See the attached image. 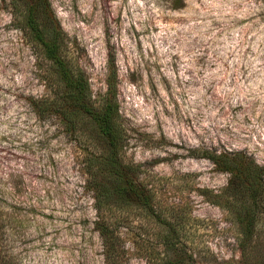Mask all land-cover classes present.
<instances>
[{"label": "rangeland", "instance_id": "obj_1", "mask_svg": "<svg viewBox=\"0 0 264 264\" xmlns=\"http://www.w3.org/2000/svg\"><path fill=\"white\" fill-rule=\"evenodd\" d=\"M50 3L97 100L115 57L120 160L152 203L97 211L86 170L103 146L36 114L49 65L0 0V264H106L97 223L119 264L241 262L238 225L216 204L230 175L206 155L264 166V0Z\"/></svg>", "mask_w": 264, "mask_h": 264}, {"label": "trees", "instance_id": "obj_2", "mask_svg": "<svg viewBox=\"0 0 264 264\" xmlns=\"http://www.w3.org/2000/svg\"><path fill=\"white\" fill-rule=\"evenodd\" d=\"M10 5L18 28L39 48L49 65L45 81L50 94L33 102L36 114L40 118L56 117L70 136L98 140L103 146L102 153L88 154L86 170L97 211L110 207L113 198H135L142 208L148 209L152 199L137 180L135 167L120 160L124 137L115 57L111 56L108 62L107 92L97 100L87 75L72 58L50 0H10ZM206 158L230 175L216 204L228 211L238 225L242 261L237 264H264V253L260 251L264 235V166L244 152L212 153ZM97 229L104 241L106 264H119L111 229L102 223H97ZM180 255L166 264H192V259Z\"/></svg>", "mask_w": 264, "mask_h": 264}]
</instances>
